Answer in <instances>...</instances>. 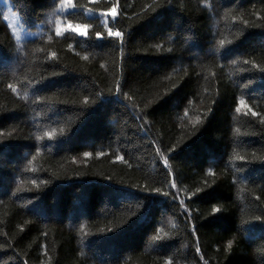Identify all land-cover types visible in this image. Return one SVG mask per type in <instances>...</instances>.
<instances>
[{"label": "trees", "instance_id": "1", "mask_svg": "<svg viewBox=\"0 0 264 264\" xmlns=\"http://www.w3.org/2000/svg\"><path fill=\"white\" fill-rule=\"evenodd\" d=\"M8 1L0 264H264V0Z\"/></svg>", "mask_w": 264, "mask_h": 264}, {"label": "snow or ice", "instance_id": "2", "mask_svg": "<svg viewBox=\"0 0 264 264\" xmlns=\"http://www.w3.org/2000/svg\"><path fill=\"white\" fill-rule=\"evenodd\" d=\"M58 8H60L62 11L65 9H70L75 7V5L73 4V0H60L59 4L57 5ZM103 15H111L112 17H116L117 16V11H116V7L115 5L108 9L107 13H103ZM5 19H7V17H5ZM247 23V22H245ZM57 28H56V34L57 35H62L64 31H71L73 33H79L80 35H86V29L89 27V25H72V24H68L67 28L65 29H61L59 27V21H57ZM10 28H12L13 33L16 32L15 27H13L12 25H9ZM107 32H108V36L109 37H117V38H121V41L123 40V34L119 31H114L112 28H107ZM96 36L99 38L101 36V33H96ZM19 35L17 34V39H19ZM225 42L223 40L219 41V44L223 45ZM86 58V57H85ZM261 71H264V68L261 69ZM11 87V86H10ZM119 91V89H117ZM13 91H15V89L13 88ZM129 99H131V97H129ZM239 105L236 108V112H240L241 111V106H246L245 105V101L244 99H241L239 101ZM248 111H251V109H248ZM185 115H187V113H185ZM253 116H256L257 113L252 112ZM197 121H199V118H197ZM262 122H264V118H262ZM63 131V130H61ZM48 135H51V133H48ZM169 151H171V149H169ZM84 155L87 157L89 155H91V153H84ZM98 155H103V153H98ZM118 159H123L122 157H118ZM237 159H243L242 157H237ZM31 163V162H30ZM166 163V161H165ZM172 187H175V184H172ZM197 191H199V189H197ZM165 195H167V193H165ZM212 211L215 212H219L220 209L219 208H213ZM257 219H260V217H257ZM157 239H159V237H156ZM231 244L232 242L229 241L228 247L229 249L231 248ZM197 251H199V248H197ZM168 264H171V261L168 262Z\"/></svg>", "mask_w": 264, "mask_h": 264}, {"label": "rangeland", "instance_id": "3", "mask_svg": "<svg viewBox=\"0 0 264 264\" xmlns=\"http://www.w3.org/2000/svg\"><path fill=\"white\" fill-rule=\"evenodd\" d=\"M5 1L7 3H9L8 0H5ZM7 3H5V4L7 5ZM12 12L11 11H8V15H9V19H10L9 21H10L11 25L13 27H15V30H16V32L14 33V35L17 37V34H18L20 38L25 39V40H30V39L35 38L38 35V31H36V30L35 31H25V30H22L20 28V24L18 22V19L16 18L17 15L14 12L13 13ZM8 33H9V31H8ZM80 36H84V35H80Z\"/></svg>", "mask_w": 264, "mask_h": 264}]
</instances>
